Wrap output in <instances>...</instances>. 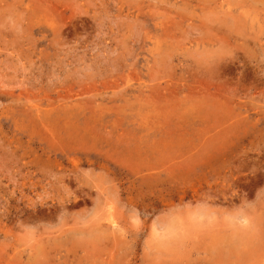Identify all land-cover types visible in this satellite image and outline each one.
<instances>
[{"label": "rangeland", "instance_id": "374dc122", "mask_svg": "<svg viewBox=\"0 0 264 264\" xmlns=\"http://www.w3.org/2000/svg\"><path fill=\"white\" fill-rule=\"evenodd\" d=\"M263 218L264 0H0V264H264Z\"/></svg>", "mask_w": 264, "mask_h": 264}, {"label": "bare ground", "instance_id": "6f19581e", "mask_svg": "<svg viewBox=\"0 0 264 264\" xmlns=\"http://www.w3.org/2000/svg\"><path fill=\"white\" fill-rule=\"evenodd\" d=\"M256 1H258V0H256ZM201 7V6H200ZM221 10V9H220ZM213 11V10H212ZM160 31V30H159ZM237 49V48H236ZM218 63V62H217ZM220 63V62H219ZM134 98V97H133ZM63 209V208H62ZM62 211V210H61ZM58 213V212H57ZM264 219V218H263ZM110 222V221H109ZM114 225V224H113ZM112 229V228H111ZM111 232V231H110ZM263 234V233H262ZM254 239H252V241H253ZM227 244V243H226ZM43 246V245H42ZM253 247V246H252ZM113 250V249H112ZM39 256V255H38ZM112 256V255H111Z\"/></svg>", "mask_w": 264, "mask_h": 264}]
</instances>
